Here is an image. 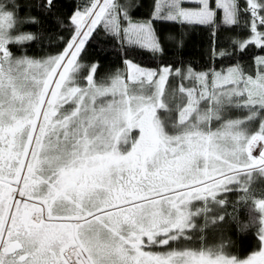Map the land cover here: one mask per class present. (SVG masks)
Here are the masks:
<instances>
[{
	"label": "snow or ice",
	"instance_id": "snow-or-ice-1",
	"mask_svg": "<svg viewBox=\"0 0 264 264\" xmlns=\"http://www.w3.org/2000/svg\"><path fill=\"white\" fill-rule=\"evenodd\" d=\"M20 7L0 4V264H264V198L253 199L257 224L236 221L259 241L246 257L230 240L182 243L193 239L201 211L193 201L207 210L209 198L223 205L219 194L239 191L247 202L252 173L264 176V55L254 57V73L239 59L195 71L132 58L164 55L157 22L208 28L213 60L264 51V0H153L141 18L131 15L139 3L89 0L67 17L71 34L57 37L56 53L41 58L24 45L45 35L42 17L68 26L59 0H37L23 17ZM98 26L119 45L126 69L99 79L100 61L84 60ZM233 28L247 35L218 46L219 31ZM173 72L193 86L179 87L187 102L176 104L169 132L158 110L172 111L176 97L165 86Z\"/></svg>",
	"mask_w": 264,
	"mask_h": 264
},
{
	"label": "trees",
	"instance_id": "trees-1",
	"mask_svg": "<svg viewBox=\"0 0 264 264\" xmlns=\"http://www.w3.org/2000/svg\"><path fill=\"white\" fill-rule=\"evenodd\" d=\"M13 0H0V4L7 6L12 5ZM37 0H17V3L21 5L19 8V15L21 17L29 14L28 5H34ZM121 5H127L131 3H139L140 7L131 11V15L134 18L148 17L152 11L153 0H116ZM89 4V0H59L58 11L64 16L65 24L68 25L65 28H60L51 17H42V14L37 11L35 7H32L30 12L33 16H41L43 23L40 27L43 28L45 35L40 37L36 42L27 43L24 48L27 49V55L33 58H41L49 54H55L60 48L62 41L57 37L63 36L68 38L71 34L72 26L67 19L77 7L81 10ZM219 18V17H218ZM26 31H36V26L25 25ZM157 31L160 34L161 41L164 45V55L160 56L156 54L154 57L147 51H142L132 58L140 64L142 67L159 69L162 65L168 64L174 68H180L191 66L195 71H203L209 68H216L220 70L222 67L235 63L237 59L242 63L246 69L255 71L254 69V57L256 55H264V51L250 47L244 53H238L231 57V59H215L211 57V36L208 28L200 26H181L179 23H160L156 24ZM51 35V44L48 43L49 36ZM169 35L175 37L170 39ZM228 35H247L246 31H242L240 28H233L231 30L221 29L219 31L218 46L228 47L226 36ZM183 37V47H178V41ZM12 51L16 55H21L22 51L16 45H11ZM123 53L120 50L119 45L111 37L107 36L102 27L98 26V30L94 33L93 37L86 46L84 53L85 61L99 60L101 67L97 74V79L105 76V74L114 73L117 69L126 71L125 66L122 64ZM183 83V86H193V82L188 80H181L175 72L168 78L166 92L171 95L175 94L176 99L170 104L172 111L158 110V115L165 122L168 127V131L173 129L170 124L172 121H178L179 112L176 110V104H186V99L180 100L182 93L179 92V87ZM135 87V85H134ZM146 87V86H145ZM150 87H154L153 85ZM233 116L242 115L239 112H233ZM241 179H248L242 176ZM235 187V186H232ZM251 193L252 196L247 202H240L239 197L243 195L239 191H232L228 193L219 194L218 198L223 197L226 203L221 205L213 202L209 198L207 203V210L202 205H198L202 210L200 212V218L194 217L193 222L196 225V231L191 234L193 239L190 241H183L182 243L189 245L195 249L199 248H217L222 241L226 242L230 240L232 242L231 251L241 256H246L247 252L254 249L258 245L256 240L255 229L250 231H240L237 220L239 222L257 224L259 213L254 207L253 199L264 198V176L260 175L257 171L252 173L251 178ZM202 203V201L200 202ZM191 210L194 204L191 206ZM208 215L203 219V215ZM224 215L225 219L220 221L218 217ZM215 221V223L213 222ZM190 232V231H189ZM164 250V249H162Z\"/></svg>",
	"mask_w": 264,
	"mask_h": 264
},
{
	"label": "flooded vegetation",
	"instance_id": "flooded-vegetation-1",
	"mask_svg": "<svg viewBox=\"0 0 264 264\" xmlns=\"http://www.w3.org/2000/svg\"><path fill=\"white\" fill-rule=\"evenodd\" d=\"M201 201H193V203L192 204H194V207L192 208V211L193 212H196L198 209H200L199 208V206L198 205H202L203 207H204V201H202V203H200ZM201 210V209H200ZM200 212H202V210L200 211ZM199 212V215L201 214ZM199 215H195V216H193L192 217V222H193V220H194V217H198V218H200L201 216H199ZM208 217V215H206V214H204L203 215V219H201V221L203 222V221H205V218H207ZM193 224L195 225V222H193ZM197 229H196V225H195V227L193 228V229H190L189 231H190V234H194L193 232H195ZM256 240L258 241V238L256 237ZM259 242V241H258ZM258 247H259V243H258V245H257V247H255L254 249H252V250H250V251H248L247 252V254H246V256L248 255V254H250L253 250H256V249H258ZM153 250H155V251H162V248H155V249H153ZM246 256H241L242 258L243 257H246Z\"/></svg>",
	"mask_w": 264,
	"mask_h": 264
},
{
	"label": "rangeland",
	"instance_id": "rangeland-1",
	"mask_svg": "<svg viewBox=\"0 0 264 264\" xmlns=\"http://www.w3.org/2000/svg\"><path fill=\"white\" fill-rule=\"evenodd\" d=\"M167 82H168V80L166 81V86H167ZM146 87H150L149 85H145ZM154 86V85H153ZM165 86V87H166ZM182 97L184 98V99H186V102H187V97H186V94H184V93H182ZM135 134V133H134ZM254 155H258V150H256V151H254V153H253ZM258 172V171H257ZM259 173V172H258Z\"/></svg>",
	"mask_w": 264,
	"mask_h": 264
}]
</instances>
